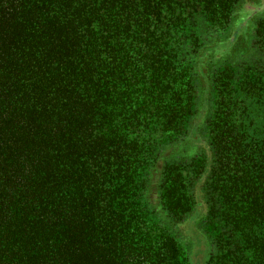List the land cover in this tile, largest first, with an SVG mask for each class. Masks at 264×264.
<instances>
[{
    "label": "trees",
    "instance_id": "obj_1",
    "mask_svg": "<svg viewBox=\"0 0 264 264\" xmlns=\"http://www.w3.org/2000/svg\"><path fill=\"white\" fill-rule=\"evenodd\" d=\"M241 1L0 0V264H190L146 198L186 140L163 211L200 214L206 264H264V0Z\"/></svg>",
    "mask_w": 264,
    "mask_h": 264
},
{
    "label": "rangeland",
    "instance_id": "obj_2",
    "mask_svg": "<svg viewBox=\"0 0 264 264\" xmlns=\"http://www.w3.org/2000/svg\"><path fill=\"white\" fill-rule=\"evenodd\" d=\"M260 2L261 0H242L236 11L237 17L250 20L253 23L254 20L259 18V15L261 14L256 13V8L259 6ZM247 26V29L250 30V26ZM243 33L244 35L246 34V36L248 35V32L246 33L245 30ZM227 35L228 32H225L223 38H226ZM227 50V47L218 45L209 49L207 52L204 51L205 55L200 58L199 67H201L202 71L205 72L207 64H209L212 60H217V58L220 57L222 53H226ZM242 51L244 52V49H242ZM209 60L211 61L209 62ZM200 106L202 107V104ZM198 146L200 147L201 145ZM197 151V146H192L187 142V140L182 144L166 148L158 158L156 165L151 172L146 198L149 207L152 209L154 217L159 222L168 225L175 233L180 243L183 244L188 253L190 264H206L208 247L207 240L198 224L201 217L200 214L196 215L195 213H192L185 219V221L181 223L174 221V224L173 219L163 211L159 196V181L163 163L182 155L190 156L192 153Z\"/></svg>",
    "mask_w": 264,
    "mask_h": 264
}]
</instances>
